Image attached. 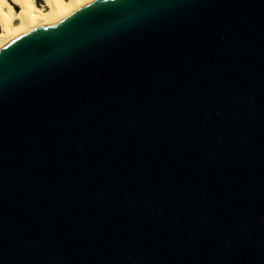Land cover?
<instances>
[{
    "label": "water",
    "instance_id": "obj_1",
    "mask_svg": "<svg viewBox=\"0 0 264 264\" xmlns=\"http://www.w3.org/2000/svg\"><path fill=\"white\" fill-rule=\"evenodd\" d=\"M0 264H264V0H98L0 48Z\"/></svg>",
    "mask_w": 264,
    "mask_h": 264
},
{
    "label": "bare ground",
    "instance_id": "obj_2",
    "mask_svg": "<svg viewBox=\"0 0 264 264\" xmlns=\"http://www.w3.org/2000/svg\"><path fill=\"white\" fill-rule=\"evenodd\" d=\"M98 0H13L0 4V48Z\"/></svg>",
    "mask_w": 264,
    "mask_h": 264
},
{
    "label": "snow or ice",
    "instance_id": "obj_3",
    "mask_svg": "<svg viewBox=\"0 0 264 264\" xmlns=\"http://www.w3.org/2000/svg\"><path fill=\"white\" fill-rule=\"evenodd\" d=\"M8 0H0V4L7 3ZM28 0H13V3H15L17 6H19L21 3H26Z\"/></svg>",
    "mask_w": 264,
    "mask_h": 264
}]
</instances>
